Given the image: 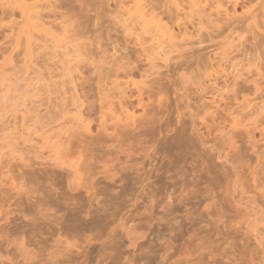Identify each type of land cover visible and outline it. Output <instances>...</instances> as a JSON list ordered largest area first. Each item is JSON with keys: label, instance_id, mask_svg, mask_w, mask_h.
Here are the masks:
<instances>
[{"label": "rangeland", "instance_id": "obj_1", "mask_svg": "<svg viewBox=\"0 0 264 264\" xmlns=\"http://www.w3.org/2000/svg\"><path fill=\"white\" fill-rule=\"evenodd\" d=\"M74 1L75 0H69V4H73ZM79 1L81 2H76L77 4L74 3L71 5L72 8L68 7L70 6L68 5L67 8L61 10L63 13L70 12L71 14L69 15H72V11H68L69 9L74 11L75 9L78 10L81 17L79 15L78 17L77 15H72L75 16L72 20L74 23L72 24L79 26L80 24H83V26L85 24L84 27L87 26L86 28L89 30H98L96 33H101L105 28V31L101 33L102 35L103 33L107 34L109 28L111 30H115V28L119 29V27L115 26L114 22L118 15L112 13L113 10L116 9L117 4H115V2H109V0ZM120 1H124L125 5L123 6L132 11V17L140 16L138 11H135L139 8L136 1ZM228 1L229 0H224V5H227ZM177 2L183 6V9L190 12L191 8L189 0H177ZM81 3L84 4V7L81 6ZM36 4L38 6L46 5L48 4V0H41L36 2ZM168 5L170 6L172 4ZM100 9L101 12H106L103 14L104 16H101L103 19L99 18L96 13L99 10L98 13L100 14ZM249 9L252 10L253 6L239 9L238 15H241ZM109 10H112V12L110 11L111 13H107ZM75 12L77 13V11ZM111 14L114 15L111 16ZM87 17L92 21H90L91 23L88 22L89 20L87 22L85 21L88 19ZM25 21L27 22V20L18 19L20 24L16 28L17 33L26 26L27 23ZM88 23L92 24V26H90L91 28ZM101 23L103 25H100ZM68 24L69 22L66 23V26H68L71 31L69 29L60 31L59 29L54 28L49 35L42 34L43 37L41 39V34L36 32L32 37L31 44L34 43V41L35 43L37 41L36 44L39 45L40 43L39 46L42 47V50L46 48L47 52L49 50V54L43 50L44 53L48 54L45 55L46 57L44 55L41 56L43 52H40V57H45L47 59L46 61H49L47 63L51 65L50 67L45 64L46 61H43V58L41 59L43 62L40 61L39 56L37 57V55L40 54L38 51L35 52V54H37L36 56L28 57L24 56V52L21 51V53H23L21 55L17 53L14 56L15 59L13 58L14 60L12 59L11 62L6 60L10 53L0 56L1 129L4 118L12 119L14 114L15 118L16 116L18 117V121L14 118L13 121L16 120V127H20L19 131H22L24 128V122L26 121L25 123H27V120L29 119L26 118L27 114L24 112H27V108L29 107L28 110L31 109L32 114L34 115L33 116L30 113L31 111L27 112L34 117L32 118V121L36 122L37 120V125L40 122H44L45 118L43 117L45 116L41 115L45 112L47 113L48 109L51 108V105H49L50 101L60 95L55 93V89L57 90L56 92H58V89L60 90V88H62L60 86V81L62 80L61 77H59L60 80L59 78H56L57 81H55V76H53V82L51 80L52 78H49V74V79L46 77V73H54L53 75L58 74V70L55 69L57 67L54 69L51 68L54 63L59 65L58 62H60V60L57 56L64 55L67 57L65 54L69 53L68 56H86L88 54L86 50L82 51L81 49H74L76 45L79 47V41H77L73 35V27L71 29ZM98 25L101 31L96 27ZM84 27H82L84 30L80 28V31L83 30V32L88 33L89 31ZM102 27L104 28L102 29ZM106 28L108 29L107 31ZM192 29L193 28H190V30ZM120 30L123 32L122 28ZM177 31L176 34L179 33V31ZM122 32L119 34L120 37L122 36ZM127 32H135L133 26H129ZM6 33L9 32L6 31ZM94 33L95 31L92 34ZM99 33L97 34L99 35ZM35 34L38 35V37H36ZM92 34H88L89 37H85L83 42L86 44L94 42L95 35ZM44 36L46 37V40L44 39ZM196 36H194L196 39L193 38L192 41L197 40L198 37ZM228 36L226 34L225 39H223L224 37L219 39L221 41L218 42H221L222 44H214L215 47H213L214 45L212 44H206L207 48L211 45L213 49H211V46L209 49L215 50L212 51L214 53L211 52V55L212 57L215 53L217 55H215L214 58L215 60L217 59L218 62L215 63L217 60L213 61V65L218 64L215 65L216 67L220 64V66L223 67L226 62L223 63V60L225 61V59H222L221 55L227 51L228 53L231 52L228 50V43L232 36H230L229 39L227 38ZM249 36L251 37L250 33L248 34L239 31L234 34L231 38L232 40H230L233 41L235 45L241 44L243 41L246 42V44L247 42L249 44ZM132 37L130 38L134 41L135 36ZM241 37L244 39H240ZM36 38H39V40ZM246 38L249 41H245ZM43 39L45 41H42ZM157 39L158 38L149 39L150 42L145 40V46L149 50L150 58L152 59L154 56L153 58L158 59H154V63L161 60L158 57L162 56L165 50L164 47H161L160 52L163 49L164 50L162 51V55L157 57L158 52H154L153 50L159 47V44L162 46V43H158V45H156L157 43L155 44L156 41L160 40ZM0 41L3 43L5 42L1 37ZM181 41L179 40L178 42ZM44 42H46L45 44L48 42V44L45 46ZM122 42L123 39L120 40V44L118 45L123 44ZM183 42L184 41H182L180 45H184ZM36 44L32 45L33 48L37 49ZM108 44L106 41L103 42L102 50L106 51L105 54L102 50L101 54L97 51V44L93 45V49L100 54L98 55L95 51L96 54L94 53V56H105V58L111 59V57H114L116 54L115 57L117 58L121 54V51L115 53L114 45L111 43ZM194 44L196 43L194 42ZM151 48L153 49L151 50ZM120 49L123 51V48ZM177 54L179 55L180 53L177 51L174 52L173 55H175L176 58L174 57L172 62L167 63L168 65L170 63L174 67L169 66V68H167L168 65L166 63L164 65L163 61H160L162 62L161 64L164 65L163 67L166 69L165 71L167 75L165 72L163 73L166 76L158 73L161 75L160 77L165 76L164 78L155 75L159 80L164 79V84H167L173 77V82L170 83V80L168 83V86L170 87L173 85L170 89L168 86V89L165 87L166 84L164 86L162 85L163 83H161V85L159 84L160 88H163V91H167L170 95L168 93L167 95L166 92H164L165 97L162 93L163 103L160 104L157 99L160 89L158 90L156 88H159L158 83L162 80L159 81L158 79L153 78L152 81L158 80L159 82L156 81V84L153 85L154 87L152 86L154 89H148L151 95L149 93L146 94L151 97L150 99L146 97L145 104H148L147 106L145 105L146 108L144 109H147L148 112L153 108L152 112H154V114L157 112V116H155L156 114L154 116L152 115L153 117L151 119L148 117L152 112H148V116L145 112L146 110H139L137 114L139 116L141 115V117L142 115H147L148 119L142 117L144 118L143 120H145L143 121L141 120V117L138 118L139 116H137L138 120L140 119L141 122V124H138L139 121L137 120V125L140 126L137 128L136 125V128H130L131 130L127 131V133H125V130L127 129H124L125 134H123L121 129L122 138H119L121 132L120 135L116 133L115 130H117V128L114 130L111 129V134L116 133L117 140L116 137L113 136L112 138L110 134L97 130L98 127L96 123L98 124L99 122L97 77L95 76L92 67H82L81 74L78 75L79 78L77 77V90L80 92L79 95L82 96V100L85 101V114L88 113L86 116L90 119L92 118V120L94 118L95 120L97 119V122L95 120L92 122L90 136L85 137L84 135L83 139H81L80 136L78 137L80 138V143L82 145L78 143L79 140L77 139L74 141V145L79 151L82 149L81 151L84 152L83 158L84 160H87L88 167L91 165L92 172L91 174L89 173L91 176L88 175L90 178L87 180L90 182L87 183L93 186V189L91 190V185H88L87 183H85L86 188L84 189H82V187H80L81 189H71L69 179L65 174H62L63 176L61 177V175H59L60 172L52 168L53 166L50 162H48V165V163H46L47 161H41L40 159L37 160L35 157H31V154L27 155L28 153L24 152V157L25 154L27 155V158L28 156L31 157H29V160H24L23 157L21 161L23 163L25 162V164L20 162L18 156L16 158L19 160V162H17L18 160L16 161L18 165L12 163L16 159L10 162L12 164H9L5 160L6 157H9L8 155H11V152H9L11 150L8 149L9 146L10 148L12 147V145H10L11 143L14 144V141H17V144L23 143L22 145H18L19 150L20 148L22 149L24 144H27L24 146V149L26 147V149H30V146L35 148L38 147L35 145H39L43 141L42 134L44 133H35L38 134V136L35 135V137H33L35 139L34 141L33 138H30L31 141L28 140V137L27 139H21V135L13 131L12 137L14 139L11 137L5 138L9 141L5 140L3 148H1L3 139L0 140V155L1 157H5L3 158V160H5L3 166L0 162V167L2 168L0 174H3L0 178H4L3 181H0L3 182V184L0 185V210L2 209V213L0 212V264H264V259H262L264 256V204L260 195L261 191L255 188L257 184L255 186L253 185L254 181L252 180L253 177L251 175V172L255 170L258 173L256 177L260 178L261 176H264L261 172H258L261 170L259 169L260 162L258 155L264 150V139L261 137L259 131H256L255 139H249L244 133V129L239 128L234 131V146H224L222 138L229 129L222 132L217 126L220 125V128H222L225 123V117L228 122L231 120L228 115L229 113H227L229 110L226 109L229 106L232 107L233 110L236 107V109H238V102L233 103L232 101H229L228 98L231 97L232 94L228 93L227 90H223L224 93L221 91V94H218L220 92L217 91L224 87L226 81L227 84H229L233 80H231V77L233 76L232 68L230 69L228 64L225 65L226 69L228 68L231 70V74L230 71L229 73H226V75L223 73L222 77H224V80L222 79L220 81L218 84L219 86H212L214 82L210 78L207 79L208 76H203L202 74L200 77L201 73H203L201 71V66V69H197L199 70V73L201 72L200 74H197V71L195 73L193 72V74L190 72V68L193 71L196 69L193 67L194 65L191 66V63H195L194 60H197L198 58L194 59V57L197 56L193 57L191 63L189 62L192 58L189 60L188 63L190 65H187L191 67L188 68L189 72L188 70L184 71L186 77H182L181 74L179 76L177 72L180 69L176 63L180 65V62L184 57L181 56V59ZM242 56V54L241 56L237 55V58H235L236 56L234 57L233 54L225 58L226 61L227 59H239L238 61H241V59H243ZM24 58H27V62H30L26 63ZM64 58L60 62V64H62L60 66L66 65L65 67L63 66L65 69L71 67L69 63L64 62ZM68 58L69 57H67V59ZM177 58H179V61ZM219 58L222 59H220L222 63H219ZM142 59L145 61V58ZM234 61L236 62V60ZM234 61L233 63H235ZM72 62L71 64L73 67L74 64H76V61L73 60ZM34 63H36L38 67ZM145 63L143 65L146 66H142V69L148 70L151 67V64L149 67L148 62L145 61ZM183 63H186L185 60ZM227 63H230L229 60ZM40 64L42 65L41 68L45 66H47L45 68H48H43L45 74L42 73L47 78L46 80L43 79L44 76L41 75L42 77H40ZM200 64L201 63H199V65ZM156 65H158V62ZM199 65L196 62V67ZM33 66L34 69H32ZM163 67L161 66V71H164ZM64 68L63 70H65ZM52 69L55 72L52 71ZM174 69L178 76L174 75ZM220 69L221 68H219V70ZM60 70H62V67ZM169 70L171 75L174 73L172 76L169 75ZM252 70L254 71V69ZM35 72L38 73V76ZM167 76L170 77L168 78ZM225 76L228 77L225 78ZM179 77L183 79L180 80ZM65 78L63 80H68V78ZM137 78V81H140V78ZM48 80L52 82V87ZM182 80L183 82H181ZM200 80H205L206 82H199ZM184 81L189 84H183ZM208 82L211 85L209 88L202 85ZM221 83L223 85H221ZM184 86H186L185 88L187 89H184ZM201 87L210 89L208 91L211 93L206 92V94H204L205 90L203 89L202 91ZM50 88L54 89V95L52 92L47 93V91H50ZM212 91H214V93H212ZM217 95H219L218 97L220 98H218ZM246 95H248L246 96L247 98L249 97L248 99L253 97L252 95V97L250 96V93H247ZM153 96H156V98ZM222 96L225 97L223 98L225 101L222 100ZM203 98L205 99L203 102L205 104L207 103L206 105H201ZM215 98V104L212 105ZM180 99H182V101H179ZM212 99L214 100L211 102ZM240 99L242 98L240 97ZM151 100L154 103L151 102ZM172 100L173 102L175 100V102L173 103ZM53 101L55 103V100ZM51 103L53 102L51 101ZM218 103H220L221 106L220 104L217 105ZM187 104L189 107H187ZM235 104H237V106ZM149 106H151V108ZM202 106L204 107L203 110L201 108ZM207 108L209 110H207ZM35 109H37V111ZM233 110L232 113L235 112L236 115L238 110ZM33 111H36V114H39V112L41 113L39 116L37 114L38 118L36 117V120H34L36 114H34L35 112ZM94 112H98V114H94ZM225 113L227 115H225ZM31 115L29 116L30 118L32 117ZM40 116L42 118H40ZM194 117L196 119L191 120ZM25 118L27 120H25ZM239 119H241V117ZM32 121L31 124H34ZM212 124H215L216 126L214 125L213 127ZM227 124L225 123V125ZM50 126H46L43 130L49 133V135L50 133L53 134L54 132H57L55 129L54 132L51 131V128H49ZM227 126L229 127V125ZM55 127L56 126H54V128ZM46 128L49 129L46 130ZM39 130L42 129L39 128ZM117 131L119 132V130ZM24 132L28 133L26 130H23L21 133ZM32 132L33 131H31L30 134ZM24 134L26 135V133ZM32 135L33 133L30 137H32ZM47 135L48 134L44 136ZM6 141L11 143H8L6 146ZM32 142L35 145L32 144ZM4 145L7 148L4 147ZM120 145L123 147H121L123 151L120 150ZM75 147L73 146L74 151L76 150ZM116 147L120 149L118 150ZM1 150H3V154L7 153V155L5 154L4 156L1 153ZM219 151L222 152L221 156H223L221 160L218 155L220 154ZM43 152L45 155H48L46 150ZM225 156H228L230 160L229 162H226L223 159ZM9 158L11 159V157ZM91 160L92 164L90 162ZM16 165L21 169H18L19 167H16ZM105 165H108V167ZM86 166L87 164L85 163V167ZM104 166L108 169L111 167V170L113 171L116 169L114 171L116 177L112 178L113 180L105 177L104 174L106 173L103 171L107 169H104ZM15 167L18 171H15ZM86 170L88 171L91 169L83 168L84 173ZM5 174L8 176L12 174L17 180H19L18 177L22 175L21 177L24 178L23 180L20 178V181H23V183L26 182V184L28 183V188L26 185L25 186L29 190V193L27 192V189L22 193H18L15 190L13 191V186L10 185L9 180L6 179L7 175L5 176ZM14 174L20 176H15ZM84 178L86 182L87 178L85 176ZM18 182L19 181L16 183ZM259 182L260 184L258 185L261 186V180H259L258 183ZM85 189H88V191ZM121 225H123V227ZM255 229L257 230L256 232ZM129 231L133 234H127ZM258 233L263 234H261L262 236L260 235L261 239L259 238ZM134 238L138 239L136 244ZM261 240H263L261 242L263 245L259 243ZM90 256L92 258L94 257L95 261L92 258L90 260Z\"/></svg>", "mask_w": 264, "mask_h": 264}, {"label": "bare ground", "instance_id": "obj_2", "mask_svg": "<svg viewBox=\"0 0 264 264\" xmlns=\"http://www.w3.org/2000/svg\"><path fill=\"white\" fill-rule=\"evenodd\" d=\"M35 1L38 2L41 0H0V37L5 40L4 43L0 41V56H4L5 54L10 53L8 59H6V60L11 62V60L14 58V56L17 53L19 55H21L24 52V56L28 57V56H36L37 55V54H35L36 51H38L39 53L40 52L42 53L43 50H45V52H47V50H46L47 48L42 50L41 49L42 47L39 46L40 43H39V45L36 44L37 41H36V43H35V41H34V43H32V44H36L37 49L33 48L31 41H32V37H33L34 33L36 32V33L41 34L40 35V39H41L44 34L49 35L54 28H57L60 31L61 30L65 31L64 29H69V27L66 26L67 22H69L68 25H70L71 29L73 27V30H72L73 35L76 38V40L79 41V47H78V45H76L74 49L75 50L81 49L82 51L86 50L88 52V54L86 56H68L70 53L69 54L64 53L65 55H67V57L70 58V59L69 58L67 59L66 56L62 55L63 58L66 57V58H64L65 59L64 62L69 63V65H71V67H72L71 62L73 60L76 61V64H74V66L72 68L69 67L66 69L64 68L66 65L65 66L63 65L64 67L60 66V65H62V64H60V62L63 60L62 56L59 54L62 59L60 58V56H57V58H59V60H60V62H58L59 65L54 63L55 65L53 64V67H51V68L54 69L55 67H57L55 69L58 70V72H57L58 74L56 73L58 76L53 75L54 73L47 72L46 77L48 78V74H49V78H52L51 80L53 82H54V80H53L54 78H55V81H57L56 78L58 79L59 77H61L62 80L60 81L61 82L60 86L62 88H60V90L58 89V92H56L57 90L55 89V93H57V95L60 94L61 96L59 95V96L55 97V99L53 98L52 100H51L52 97L50 98V100L53 103H51V101L49 100L51 103V104L49 103V105H51L50 106L51 108L50 107H48L50 109L46 108V109H48V111L45 110V111H47V113L45 112L42 115L40 112H39V114L37 113L38 116L39 115L45 116V117H43V118H45V121L40 122L38 124L40 127L36 124V122H37L36 119L38 118V116L36 114L37 109H35L36 111H33V112H35L34 114H36L35 119H34V120H36V122H34V121H32L33 120L32 118H34L33 117L34 115L32 114L31 109L28 110L30 107L27 108V112L31 111L30 113L33 116L31 114H28L27 112H24L28 116V117L26 116V118L27 119L29 118V119L27 120L25 118V120H27L28 122L25 123L26 121L25 122L23 121L24 122V128L21 127V128H23L24 131L25 130L28 131V133L24 132V133H26L27 136L24 133H21V132H23V130L19 131L20 127L19 128L16 127L17 126L16 120L18 118L17 116L15 118L14 117L15 115L13 114V118L16 119L15 121H13V118L12 119L11 118L10 119L4 118V121L5 120L6 121L5 122L3 121L2 129L0 128V140L1 139L4 140V141L2 140V144H1L2 147L0 145L1 148H3V144H5V140H8L5 138H8V137L13 138L12 137L13 131L19 133L21 135V139L22 138L27 139V137H28L29 138L28 140H31L33 137H35V135L38 136L39 133H41V134L44 133V134H42V140L43 141L41 142V144L35 145L32 142V144H34L35 146H38V147H35L37 149L33 148L32 146H30L31 147L30 149H26L27 147L24 149V146L27 145V144L26 145L24 144L22 149L20 148V150H19L18 145H22L23 143L17 144L16 143L17 141H14L16 144L15 143L12 144L11 142H8L9 140L6 141L7 142L6 146L8 143H11L10 145H12L11 148H10V146L8 147V149L11 150V151L8 150L9 152H11V155H8L9 157H11V159L9 157H6V158L3 156L1 157V155H0V157L2 158V160L0 158V160H1L0 162L2 163V166H3L5 160L9 164L15 163L18 165V163H16V161L19 159L20 162H22L21 160L23 159L24 152H25V153H28L27 155L31 154L30 156L33 158L35 157V159H37V160L40 159L41 161H47L46 163L50 162L51 165L53 166L52 168H54L60 172L59 175H61V177L63 176L62 174H65L66 177L69 179V184H70L71 189H73V190L78 189V188L81 189L80 187H82V189L86 188L85 183L88 182L87 180H89L88 178H90L89 176H91L90 174L92 172V168H91V165L88 167V163L86 162L87 160H84V158H83L84 152L81 151L82 149L79 151L77 149V147H75L74 141L77 139V140H79L78 143L81 144L80 138L83 139L84 135H85V137L91 135V131H92L91 124H92V122H94L95 118L92 120V118L90 119L88 116H86L88 113L85 114V110H86L85 109V101L82 100V96L79 95L80 92L77 90L78 89L77 84H76L77 83V77L79 74H81L82 67L83 66L92 67L93 68L92 70L94 71V74L97 77V87H98L97 90H98V95H99V103H98V109H99V116H98L99 119L98 120H99V122H98V124L96 123V125L98 127L97 130L98 131L101 130L104 133L110 134V136H112V138H113V136L116 137V133H118L120 135L121 129L123 131V134H125V133H127V131L131 130L130 128H133V129L136 128L137 120H138V118L141 117V115L139 116L137 114L139 112V110L140 111H141V109H143L144 111L146 110L145 112L148 114V116H149V113H151L153 111V108H152V110L151 111L149 110L148 111L149 113H148L147 109H144V108H146V106L148 104V103L145 104L146 97L148 99H150V97H151L150 91H148V89L149 90L154 89L153 85H155L156 84L155 82L159 80L158 78H156L155 75L158 76L159 73L162 75H165V74L167 75V73L165 71L166 69H164L163 66L165 65V63L167 64L168 62H172L174 60L175 55H173V53L176 51L180 53L179 55L177 54V56L184 57V59L182 61H181V59H182V57H181L180 65H178V63L175 62L176 65L178 66V68L181 70V71L177 70L178 71L177 74L179 76L181 74L182 77H186L185 76L186 74H184V71L188 70V68H190L191 66L194 65L193 67L196 68V69L193 68V69H195V71H193L190 68V70H191L190 72H192V74H193V72L194 73L196 71L198 72L199 70H197V69H201L200 68V66H201L202 67L201 71L203 73L200 72L201 73L200 77L202 76V74H203V76L204 75L208 76L207 79L210 78L214 82L212 84V86H219L218 84L224 78V77H222L223 73L226 75V73H229V71H230V74H231L230 69L232 68V70H233L232 71V74H233L232 77L233 78L231 77V80L232 79L233 80L232 81L230 80L231 82L229 84H227V81H226V84H224L223 88L221 87V85H223L222 84L223 82H222L220 85V87L222 89H219L217 91V92H220L218 94H221V91L224 93L223 90H227L228 93L232 94L231 97L228 98L229 101H232L233 103L238 102L237 103L238 109H236L237 107L234 109V110H238V112H237L238 114L236 113V115H235V112L232 113L233 109L230 106L226 109V110H229V112H227V113H229L228 115L230 116L229 118H231V120L228 122V120L225 119L226 117L224 118V120H225L226 124L228 122L227 125H229V127L227 125H225V123L223 124L222 128H220L221 127L220 125L217 126V128L220 129L222 132H225L226 130L229 129L225 133L224 137L222 138L223 139V145L228 146V147L234 146V143H235L234 131L239 129V128L244 129V133L247 135V137L249 139H255L256 131H259L261 137L264 139V0H234V1L229 0L228 1L229 5L228 4L224 5V0H189L190 1V8H191L190 12L183 9L182 8L183 6L180 3H178L177 0H175V1H173V0L172 1H170V0H134L137 2V5L139 7L138 10H135V11H138V13L140 14L139 17H132V11H130L128 8L123 6V5H125L124 1L109 0V2L113 1V2H115V4L118 5V6L116 5V9L113 10V12H112V10H109L107 13L112 12V13L118 15L114 22H115V26L119 27V29L115 28V30H111L109 28V30H108L106 28V31L108 30L107 31L108 33L107 32H106L107 34L103 33V35L101 33L105 31V28L102 27V29L104 28V30L101 31L99 29L100 28L99 25L96 26V27H98L99 31H101V33L97 32V33H99V35H98L96 33V31H98V30H94V29L91 30L90 29L91 30L90 31L88 28H86L87 26L84 27L85 24H84V26H83V24H80L81 27L79 25L72 24V23H74L72 20L75 18V16L77 15V17H78V15H79V12L77 9L74 8L78 14L72 9H69V10L67 9L68 11L71 10L72 15H75V16L69 15V14H71L70 12L63 13L61 11L63 8H67L68 5H70L68 7L72 8L71 5H73L76 2L80 3L81 1L75 0L73 4H69V0H54V1L48 0V4L41 5V6H38ZM168 4H172V5L169 6ZM81 6L84 7V4H82ZM248 6H253V9L252 10L249 9V10L243 12L241 15H238L239 9H244ZM184 11H186V12H184ZM98 12H99V10H98ZM98 12H96L98 14V15L97 14L96 15L99 18H101V16L104 13H106V12L103 13V11L101 12V9H100V14ZM114 14H111V16ZM98 17H97V19H98ZM19 18L22 20H27V22L25 21L27 24L24 28H22L20 30L19 33H17L16 28L20 24L18 22ZM51 18H52V20H51ZM101 19H103V18H101ZM88 20H89V18L86 19L85 21L87 22ZM90 21L91 20H89L88 22L91 23L92 21L91 22ZM89 23H88L89 27L92 26V24H89ZM102 23H103V21H102ZM102 23L100 25H103V24L105 25V23H103V24ZM129 26H133V29L135 30V32H133V33L127 32V29L129 28ZM82 27L86 28L89 32L88 33L83 32L84 29ZM80 28H82L83 30L80 31ZM112 28H114V27H112ZM121 28L123 29V32H122V30H120ZM190 28H193L192 29L193 31L190 30ZM177 30L179 31L178 34H176ZM6 31L9 33H6ZM94 31H95V33L92 34ZM194 31H195V34L196 33L198 34V35L196 34L197 36L194 34ZM239 31H243V32H246L248 34L250 33L251 37L249 36L250 37L249 40L251 41V38H252V41L250 42L246 38L245 41L246 40L249 41V44H248V42L246 44V42L243 41V42H241V44L235 45L234 42L231 41L232 40L231 38L233 37L234 34H236ZM120 32H122L121 37L119 35ZM90 33L92 35H95L94 42H91L90 44H86L83 42V39L85 37L88 38L89 35H91ZM226 34H227V36L228 35L232 36L231 38H230V36L227 37L228 39L229 38L231 39V40L229 39V43H228V48H229L228 50H229V52L230 51L231 52L228 53V51H227L226 53H223L221 55L222 59L223 58L225 59V61L223 60V63H225V62L226 63L224 64L223 67L220 66L221 64L218 67H216L215 65H218V64L213 65V61L215 60L214 56L216 55V53L213 54L214 55L213 57L211 55V52L215 51V50H210L209 47L211 45L207 48L206 44L209 43L212 45H214V44L218 45L217 43H219V45H220L221 42H218V41H221V40H219V39H221L223 37H224L223 39H225ZM132 36H135L134 41L132 39L133 38ZM147 36L149 37V39L158 38L161 40L160 41L157 39L160 42L156 41L155 44L157 43L156 45H158V43H162V46L159 44V47H157L153 51L158 52L157 53L158 54L157 57H158L159 55H162V51L165 49L164 54L162 56L158 57L159 59H161L163 61L164 65L161 64L162 63V62H160L161 60L156 61L154 63V59H155V58H153L154 56L152 57V59L150 58L149 50L145 46V44H146L145 40L147 42L149 41ZM194 36L198 37L196 40L197 42L195 40L192 41L193 38L196 39ZM36 37H38V35H36ZM130 37H132V38H130ZM34 38H35V36H34ZM24 39H25V41H24ZM44 39L46 40L45 36H44ZM44 39L42 41H45ZM121 39H123V42H122L123 44L118 45V44H120L119 42ZM240 39H244V38L241 37ZM37 40H39V38ZM103 40L106 41L107 44L111 43L112 45H114L115 53L121 51V54L117 58L115 57L116 56V54H115L114 57H111V59L105 58V56L104 57L98 56L101 54V50L103 49V42H104ZM177 40L178 41L179 40L184 41L183 42L184 45L181 44L182 45L181 46L180 43H182V41L178 42ZM188 41H190V42H188ZM186 42H187V44H186ZM194 42L196 44H194ZM45 43L46 42H44V45L46 46L48 44V42H47V44H45ZM93 43H95V44H93ZM96 44L98 46L97 51L100 52V54L96 50L93 49V45H96ZM189 44L191 47L189 46ZM215 45L213 47H215ZM38 47H40V48H38ZM161 47L162 48L164 47V49L160 52ZM213 47L211 46V49H213ZM120 48H123V51ZM153 48H154V46H153ZM153 48H151V50ZM49 49H50V46H49ZM21 51H23V52L21 53ZM95 51L98 53L97 56H94ZM103 51L104 50H102V52ZM48 52H49V50H48ZM105 52L106 51H104V54H105ZM41 53L39 55H37V57L39 56L40 61H42L41 60L42 58H43V61H46L47 59L45 58L46 57L45 55H48L49 53L46 54L43 52L42 55H41ZM212 53H214V52H212ZM232 53L234 54V57L236 56L235 58H237V55L241 56V54H242L243 59H241V61H238L239 59H233V60L227 59V61H226L227 57H229L230 55H233ZM171 54L173 57L171 56ZM40 55L41 56L44 55L45 57H40ZM186 56H188V57H186ZM189 56H191V57H189ZM194 56H197V57H194ZM50 57H49V59H50ZM193 57H194V59L198 58L197 60H194L195 63L192 62ZM47 58H48V56H47ZM73 58H75V59H73ZM142 58H145V61L148 62L149 67L151 64V67L148 70L142 69V66L143 67L146 66V65L145 66L143 65L145 63V61ZM191 58H192V60L189 62V60ZM30 59H31V57H30ZM66 59H67V61H66ZM178 59L179 58H177V60ZM220 59L221 58H219V60ZM24 60L26 61V63L30 62V61L27 62V58H24ZM32 60L34 61L33 58H32ZM36 60H37V58H36ZM155 60H158V59H155ZM184 60L186 62L185 64L183 63ZM221 60L219 61V63H222ZM228 60L230 63H227ZM234 60H236V62ZM233 61L235 63H233ZM47 62H49V61H46L45 64H47V66L49 65L48 67H50L51 65L48 64ZM157 62H158V65H156ZM188 62L189 63L192 62L191 63L192 65L188 66L187 65V64H189ZM196 62L198 65H199V63H201L203 66L200 64L199 66H197L199 68H197ZM217 62H218V60L215 63H217ZM231 62H232V64H231ZM238 62H240V63H238ZM22 63H23V61H22ZM34 64L38 67V65L36 63H34ZM227 64L229 65L230 69L225 68L226 67L225 65H227ZM176 65H175V67H176ZM34 66L32 69H34ZM39 66H40V73H39V71H38V73L40 74V77L44 76L43 79L46 80L47 78L45 77V75H43V74H45V70L43 68H45L47 66H45L43 68H41L42 67L41 64ZM161 66L163 67L164 71H161L162 70ZM169 66H173V65H171L169 63L167 68H169ZM58 67H59V69H58ZM61 67H62V70H60ZM63 68L65 70H63ZM178 68H175V69H178ZM219 68H221V69L219 70ZM45 69H48V68H45ZM53 69H52V71H54ZM170 69H171V67H170ZM175 69L173 72L176 71ZM252 69H254V71ZM35 70H36V68H35ZM32 71H34V70H32ZM60 71H62V72H60ZM163 72H165V74ZM188 72H189V70H188ZM38 73L35 72V74H37V76H38ZM83 73H84V71H83ZM200 73L198 72L197 74H200ZM91 74H92V72H91ZM177 74L175 72L174 75L178 76ZM169 75H171L170 70H169ZM53 76H55V77L53 78ZM160 76L161 75H159V77ZM63 77L64 78L67 77L68 80H63L64 79ZM137 77L140 78V81H137V79H138ZM162 77H160V78H162ZM227 77L228 76H225V78H227ZM67 78H65V79H67ZM152 78L158 79V80L152 81ZM172 78L170 79L171 81L169 80L170 83L173 82ZM43 79H42V81H43ZM181 79H183V78H180V80ZM59 80H60V78H59ZM94 80H95V78H94ZM160 80H162V81H160ZM160 80H159L160 83H158L159 81L157 82L159 88L157 87L156 89H158V90L160 89V93L157 95L158 96L157 99H158L159 103L161 104V103H163L162 102V100H163L162 99V93L164 95V92H166V94L168 92L163 91V88L162 89L160 88L161 83H163L162 84L163 86L166 84V83L164 84V82H163L164 79H160ZM184 80H185V78H184ZM166 81H168V80H166ZM169 81H168V83H169ZM204 81L200 80L199 82L204 83ZM48 82L51 83V85L50 84L49 85L52 87L53 86L52 82H50V80H48ZM48 82H46V83H48ZM181 82H183V80ZM209 82L202 84V85H205L206 87L209 88V86H211ZM168 83L165 86L166 88L168 86ZM187 83L184 81L183 84H187ZM207 84H209V85H207ZM56 86H57V84H56ZM55 87H53V88H55ZM58 87H59V85H58ZM168 87H169V89L171 88L170 86H168ZM185 87L186 86H184V89H187ZM51 89L52 88H50V91L46 90L47 93L52 92V94H53L54 89H52V91H51ZM167 89H165V90H167ZM203 89L205 90L204 94H206V92L207 93L210 92V91H208L210 89L202 88V91H203ZM146 90H147V93H146ZM214 91H216V90H214ZM214 91H212V93H214ZM148 93L150 95H146ZM247 93L248 94L250 93V96L252 95L253 97L252 96L251 97L253 99L251 97H250L251 99H248L249 97L248 98L246 97V96H248V95H246ZM213 96H215V95H213ZM218 96L219 95H217V97ZM240 97L242 99H240ZM154 98H156V96ZM177 98H175V99H177ZM204 98L202 100L201 105L205 104L203 102L205 100ZM218 98H220V97H218ZM223 98H225L224 96H222V100L225 101V99H223ZM53 100H55V103ZM213 100L214 99H212L211 102ZM179 101H182V99H180ZM215 101H216V98H215L214 102H212V105L215 104ZM221 101H219V102L222 103ZM151 102H153V101L151 100ZM172 102H173V100H172ZM174 102H175V100H174ZM198 103H200V102H198ZM220 103H218L217 105H219ZM237 104H235V105L237 106ZM175 105H176V103H175ZM230 105H232V104H230ZM220 106H221V104H220ZM32 107H34V106H32ZM149 107L151 108V106H149ZM187 107H189V105ZM201 108H202V110L204 109L203 106ZM219 109H220V107H219ZM239 109H240V111H239ZM32 110H34V109H32ZM207 110H209V109L207 108ZM14 111H16V110H14ZM90 112H92V111H90ZM95 113L98 114V112H94V114ZM143 114H144V112H143ZM155 114H154V112H152L150 115L151 117L149 116L148 118L152 119V117L154 115L157 116V112H155ZM16 115H17V113H16ZM30 115L32 116L31 118L29 117ZM225 115H227V114L225 113ZM41 116H40V118H42ZM137 116H139V117L137 118ZM142 117L147 118V115L146 116L142 115ZM142 117H141V120L144 119ZM196 117H197V115H196ZM240 117H241V119H239ZM195 119L196 118L194 117L191 120H195ZM216 119H218V118H216ZM1 120H2V118H1ZM31 121H32V123L34 122L35 125L31 124ZM138 121H139L138 124H141L140 119ZM143 121H145V120H143ZM19 122H20V120H19ZM214 122H216V121H214ZM54 124H56V125H54ZM50 125H53V126H50ZM214 125L212 124L213 127H214ZM46 126H50L49 128H51L50 129L51 131L54 132V129H55L57 132H54L53 134L50 133V135H52V136H50L49 133H47L43 130ZM54 126H56V127L54 128ZM138 126H140V125H137V128H138ZM39 128L42 129L43 131L39 130ZM49 128H46V130ZM116 128H117V130H119V132L117 130H115L116 133H113V131H112L113 134H111V132H110L111 129L114 130ZM124 129H127V130H125L126 132L124 131ZM31 131H33L32 137H30V135L32 134V133L30 134ZM37 132H38V134H35ZM46 134H48V135L44 136ZM16 135H18V134H16ZM79 136H80V138H78ZM105 137H109V136H105ZM120 137L122 138V132H121V135L119 136V138ZM28 140H26V141H28ZM34 140L35 139L33 138V141ZM116 140H117V137H116ZM6 146L4 145V147H6ZM73 146L75 147L76 152L74 151ZM117 147H116V149H118ZM119 147L121 148L122 146L120 145ZM122 148L120 149L121 151H123ZM45 150L48 152V155H45V153L43 152ZM1 151H2L1 153L3 154V150H1ZM84 151H85V149H84ZM219 153H220V154H218L219 159L221 160L223 157V156H221L222 152L219 151ZM5 154L7 155V153H5ZM5 154H3V155L5 156ZM14 155H16V156H14ZM27 155L25 154V157ZM17 156H18V159H16ZM30 156H28V158L24 157V160H29ZM3 158H5V160H3ZM9 159H10V161H9ZM14 159H16V160H14ZM88 159H90V158H88ZM223 159L226 162L230 161L228 156H225V158H223ZM234 159H233V162H234ZM258 159H259L260 167H261L260 168L258 166L259 169H261L258 172H261L262 175H264V150L261 152V154L258 155ZM13 160H14V162H12ZM19 160L17 162H19ZM10 162H12V163H10ZM90 162L92 164V160ZM1 163H0V165H1ZM85 163L87 164L86 167L90 168L91 170H88V171L86 170L87 172L85 171V173H84L83 168L87 169L85 167ZM23 164H25V162ZM6 165H8V164H6ZM17 165H16V167H19ZM48 165H49V163H48ZM8 166H10V165H8ZM105 166L108 167V165H105ZM105 166H104V169H107V170H104V171L102 170L103 172L106 173V174H104L105 177H107V179H112V178L116 177V173H114V171L116 169H114V171H113V170H111L112 169L111 167H109V169H108L107 167L105 168ZM4 167H5V165H4ZM16 167H15V171L16 170L18 171V169H21L20 167L18 169H16ZM0 170L2 172V168ZM5 170H6V167H5ZM7 172H9V171H7ZM54 172H56V171H54ZM7 174H5V176ZM12 174H10V176L7 175L6 179L9 180L10 185L13 186V191L15 190L18 193L25 192L29 185H28V183L26 184V182L23 183V181H20V178L23 180L24 177H21L22 175L20 176L18 174H14L15 176H20V177H18L19 180H17V178L13 177ZM22 174H23V172H22ZM257 174L258 173L255 170H253L251 172V175L253 177L252 180L254 181L253 185L255 186L257 184L255 186V188L257 190L261 191L260 195L262 197V202L264 204V176H261L260 178H258V177H256ZM1 175H3V174H0V176ZM84 176L87 178L86 182H85ZM0 179H1L0 181H3L4 178H0ZM16 180L19 182L16 183L17 182ZM259 180H261V186L258 185V184H260V182L258 183ZM0 183H1L0 185L3 184V182H0ZM88 183H90V182H88ZM25 185L26 186L28 185L27 188ZM88 185H91V184H88ZM90 187H92V188H90V190L93 189L92 185ZM88 189H89V187H88ZM88 189L87 190L85 189V190L88 191ZM27 192L29 193L28 189H27ZM4 193L7 194L6 192H4ZM1 210H0V212L2 213ZM123 225H121V226L123 227ZM125 229H127V228H125ZM256 231L257 230L255 229V232ZM130 232L131 231H129V233H127V234H133ZM127 234H126V236H127ZM261 234L258 233L259 238H260ZM132 236H134V235H132ZM255 237H257V236H255ZM263 239H264V237H263ZM137 240L138 239L134 240L135 244H136ZM262 241L263 240H261L259 243L261 244ZM261 245H263V244H261ZM89 255H91V254H89ZM91 256H90V260L92 258ZM92 259L94 260V257ZM262 259H264V256Z\"/></svg>", "mask_w": 264, "mask_h": 264}]
</instances>
